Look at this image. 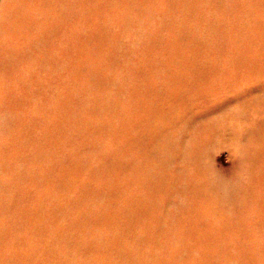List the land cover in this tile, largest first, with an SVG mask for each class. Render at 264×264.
I'll list each match as a JSON object with an SVG mask.
<instances>
[{"label": "bare ground", "instance_id": "6f19581e", "mask_svg": "<svg viewBox=\"0 0 264 264\" xmlns=\"http://www.w3.org/2000/svg\"><path fill=\"white\" fill-rule=\"evenodd\" d=\"M166 1L172 13L171 36L157 39L166 42L171 51L173 59L168 61L175 63L174 70L172 63L166 62V66L173 73L159 67V57L154 56L156 47H152L156 37L141 25L145 26V22L140 9V14L127 11L123 17L108 13L107 22L121 27L115 29L117 40H106L101 46L89 39L80 58L75 57L78 32L53 39L57 48H68L71 59H78V76L83 70L90 75L104 73L109 66L104 53L110 48L116 52L120 48L122 52L123 43L128 53L124 57L132 58L137 51L148 49L150 55L142 57L141 68L159 67L154 72L157 77L167 74L161 77L159 87L147 86L153 93L139 99L140 103L125 95V89L136 87L134 69L133 73L125 70L132 73L130 76L121 72L110 75L112 89L106 95L100 94L105 96V106L90 105L79 113L76 109H61L68 96L54 90L61 82L67 85L68 79L47 71L49 76L41 80L36 73L43 67L50 68L45 61L31 60L19 77L20 83L29 75L39 77L38 88L30 90L31 97L13 99L19 85L7 78L18 69L14 55L19 49L34 53L43 47L47 39L38 36L44 33L40 28L47 19L58 18L56 30L62 29L61 17L68 22L72 15H79V0H0V173L6 181L3 186L0 183V191L10 186L15 192L9 190L8 194H16L15 199L8 196L3 204L0 202L2 264H101L104 260L108 264H175L185 257H192L194 264L198 260L209 264L201 245L211 238L197 233L195 221L200 216L196 218L195 211L204 213V218H214L212 225L222 232L230 225H247L250 215H242L247 204L253 203L252 207L264 212V195L260 194L258 201L254 199L251 191L254 193L256 188L249 183L263 180L264 186V173L253 175L250 165H244L231 180L226 172L217 170L212 158H205L223 149L237 153L245 149L246 154L250 150L253 155L260 150L258 142L247 139L262 132L260 126L264 130V89L254 93L256 87L252 88L250 82L259 83L254 78L264 76V63L261 57L251 56L247 48H241L238 60L229 63L198 60L203 55L198 42L204 29L191 34L188 28H180L187 2ZM193 2L207 13L203 17L210 26L204 33L213 31V26L249 30L259 26L264 32V0ZM215 18L218 26L212 23ZM15 30H22L24 48L7 39L4 42L3 38ZM125 30L130 32L129 42L121 40L120 33ZM255 45L264 46V41ZM144 86L141 83L132 92L145 93ZM236 86H241L237 89L239 95L230 98L229 90ZM220 92L224 99L214 98L215 103L208 107L211 110L194 112L193 99H204L208 94L216 97L215 93ZM228 103L232 105L226 107ZM88 109L113 115L114 120L88 117ZM110 130L118 133L110 136ZM260 151L264 154V150ZM122 217L125 225L117 229L114 224ZM253 227L258 232L249 229L244 233L264 237V229H260L264 228V217L258 218ZM189 233H197L199 248L184 246L183 236ZM127 235L138 247L125 239ZM149 241L156 242L155 248L147 247ZM82 252L84 256L76 255ZM257 259L258 264H264L263 256Z\"/></svg>", "mask_w": 264, "mask_h": 264}, {"label": "rangeland", "instance_id": "374dc122", "mask_svg": "<svg viewBox=\"0 0 264 264\" xmlns=\"http://www.w3.org/2000/svg\"><path fill=\"white\" fill-rule=\"evenodd\" d=\"M193 1L194 0H182L183 3L184 2L187 3L184 6L185 15L183 16V20L181 19L182 23L180 25V28H188V31H192L191 34L194 33L197 34L200 29L205 30L209 28L210 23L208 25L207 22L204 21L205 19L203 15L207 14L206 12H204L205 9L203 8V10H201L199 7H197L198 5H196L195 2ZM207 3H209V1H207ZM76 7L79 12V15H74V16L72 15V18L70 19L69 17L71 14H68L67 16L70 19L68 22H66L67 19L65 18L63 19V17H61L62 29H59L58 31L56 30L55 23L58 24L59 19L55 18L52 21L47 19V21L43 25L44 27H42V29L40 28V30H43L44 33L38 34V36H44L47 39L43 47L35 50L34 53H32L30 50L26 51L25 53L20 51L19 49V51L14 55L17 56L16 61L18 62V69L13 74H8L7 76V78L11 82L12 81L17 82V84L19 85L17 89H15L16 91L12 94L15 95L13 99L21 100L23 99V96L25 97L33 96L30 93V90L32 89L31 90L32 92L35 91L33 88H38L36 84L39 77L41 80H45L43 76H47V77L49 76L47 74V71L52 72L51 73L52 76L55 73H61L62 76L68 79L67 85H64L61 82L60 87L58 88L54 87L55 88L54 90L57 91L58 95L68 96L67 101L61 104V109L66 110V112H70L71 109L73 111L74 109H76L79 113H84L83 110L87 107L91 108V106H101L102 104H104L105 106L106 103L105 96L102 97L100 96V94L106 95V92L112 89L110 83L108 82L110 75L116 76V74H120L121 72L123 75H125L124 73H126L130 76L133 73V69H134L135 75L137 77L136 78L134 75L135 80L133 81V83L136 85L134 89L140 87L141 83H143L146 86L142 87V90L144 89L147 91L145 93H141L140 95H135L134 92H132L134 89L131 90V88H129V89H125V95L132 97V99L136 103H140L139 99L143 97H151L153 93L147 86L151 84L152 86L154 85L156 87H159L161 82V77L163 75L167 76L166 73H163L159 77H157L154 73L155 70L159 69V67L160 68L163 67L167 69L169 73L174 72L173 70L175 63L170 62V60L168 61L169 58L171 59L173 58L171 51L169 52L168 45H166L167 43L160 39H157L159 36L164 37L165 39L166 38L169 39L171 36L170 27L172 24L171 21L172 13L168 12L167 10L166 0H106V1L79 0ZM139 9L141 10V14L144 15L143 19L145 22V26L141 22V25L144 27V30H146L151 37L154 38L156 37L155 44H153L152 47L154 46L156 47L155 48L156 54L154 56L159 57L157 59V61L159 62V67L148 68V69L141 68L142 62L140 60L142 59V57H144L146 53H148L149 51L148 49H141L137 51L132 58L124 57L128 53L126 49V43H123L122 48L124 47L125 48L123 49L122 52L120 48H119V52H116L115 49L110 48V50H106L107 53H104V57L107 60V64H109L107 68H104V73H96L95 75H90L89 73H87L86 70H83L81 71L82 76H78L76 73L77 67L75 65V62L78 59L72 60L71 56H69L67 53L68 48L67 51L63 47L57 48L55 43L56 40H53L56 39L57 36L58 38L62 37L63 33L65 36H70L71 32L73 34H74L73 31L78 32L76 33L78 34L76 36L78 37L79 40L75 45V48L77 49V51L75 52V57L80 58V55L84 56V47L87 45V43L89 44L91 41H92L91 43L102 46L106 43V40H109L111 42L117 40L115 35V29L116 28L120 29L121 27L119 26L114 27L113 25H111L110 22H107L106 17L108 13L113 15V17L116 16L123 17L125 16L127 11H133L135 12L136 15L140 14L138 13ZM135 14L130 13V16L136 18ZM140 16L141 15L137 16L138 19H140ZM193 17H196V19H194ZM147 22L149 23L147 24ZM212 23L213 25H217L218 24L217 19L215 18L214 20H212ZM211 29L212 26L210 27V30ZM204 30H203V36L201 37V41L198 42L200 44L199 47L203 49V53H202L203 55L199 56L198 60L199 58H201L203 59V62L208 61L211 63L213 62L229 63L228 62L229 60H238V56L241 54L240 53L241 48L244 50L245 48H247L248 53L251 56L261 57L260 61H263L264 63V46L255 45V43L260 44L261 40L264 41V37L262 36L264 32L262 28H260L259 26H253L251 30L244 29L238 26H232V27L213 26V31L207 33H204ZM21 31L15 30L11 32L12 33L11 35L7 34L3 38V40L7 39V41L9 42L11 41V43L14 46L18 45L19 48H24L22 46L23 43L25 42V38ZM129 33L130 32L127 30L120 33L121 40L123 42H129V37L131 36ZM30 34H32V31ZM89 39H91V41H89ZM253 40L255 43L253 42ZM4 42H6V40ZM247 44L249 45L247 46ZM89 50L90 49L88 48V51ZM115 54H118V56L116 57ZM121 54L123 55V58L121 57L122 56ZM89 55L90 53L87 55V57H89ZM148 55H150V53H148ZM164 57H166V59ZM42 58L45 59L43 60ZM31 60H38V63L40 60H42L43 62L45 61L44 63L49 64L50 68L47 70L46 67H43L41 70L39 69L40 72H36L39 75V77L37 76L38 78L36 77L33 78L32 76L29 75L26 78L25 82L20 83L19 77L24 72L26 66L30 65ZM59 61L62 62V64H60ZM166 62L172 63L173 70L171 67L166 66ZM126 69L127 72L131 70L132 73L125 72ZM254 80H258L259 82V83L256 82L254 83V81H250L251 83H253L252 88L256 87L254 88V93H257L258 90L259 91L263 90L264 76L255 77ZM247 86L249 85L247 84ZM240 87L241 86L232 87V89L229 90L228 96H230V98L231 96H238L239 93L237 89H239ZM120 91L122 90L120 89ZM129 92L131 94H129ZM158 92L160 91L157 90L156 93ZM223 94H224L223 92H220L218 94L215 93V95H217L216 97H211L208 94L207 98L193 99V105L195 106L194 112L203 114L211 110V108H208L211 102L215 103L214 98L216 100L217 98L222 97ZM82 95L83 97H80ZM86 96H87V101L85 103L84 99L86 100ZM57 98L60 100L59 96H57ZM223 99L224 97L220 98L219 100H223ZM53 100L54 98H52L49 102ZM44 102L46 101L44 100ZM88 102L89 105L87 106ZM228 105H232V103L226 104V107ZM85 113L88 115V117L104 118L102 121L105 122L114 120L113 115L111 116H107L106 114L100 115L98 114V112L97 113L91 112L90 109L86 110ZM243 118L245 117H242L241 119ZM262 128H263L262 126L259 127V129L262 130V132L259 131L258 134L255 133V135H253L251 138L249 139L242 138V140L247 139L250 142H258L260 146V150H264V130ZM117 133L118 132L114 130L109 131L110 136L116 135ZM244 142L247 141L244 140ZM260 150L253 155V153L251 154L250 150H249V154H246L245 149H242L240 151L241 153H237L235 151L228 152L227 149H223L222 151L221 150L217 152L213 151V153L210 154V156L212 155L211 157L206 155L205 158L206 160L207 158H212L213 160L212 163L215 164L217 170L220 171V173L226 172L227 175H230V179L232 180V177L234 175H236L239 171L243 170L244 165H246V167L250 165L252 171L255 172L253 173V175L256 173H264V163H263L264 154ZM244 162H246V164H244ZM0 181H2L0 182L2 183L1 186H3V184L6 182L4 181V174L2 172L0 173ZM262 181L258 183L257 181L252 182L249 180L250 185L256 188V191H254V193L251 191V195L254 199H257V201L259 200L260 194L264 195V186L262 184ZM9 190L15 192L13 189H10V186L9 188L7 187L6 190H3V192L0 191V202L2 204H3V200L8 196H11V200L16 198V194L14 195L13 192H10L8 194ZM252 206L253 203L251 206L247 204L242 210L243 216L250 215V218H248L247 221V225L244 226L230 225V227H228L227 230H225L224 232H222L219 229V227H215L212 225L214 224L215 221L214 218L211 219L208 217L207 219L204 218V215L201 216L204 213H200V212L197 213L196 211L194 212L196 218L200 216L195 221L198 230L197 233H201V234L205 233L207 234V239L211 238L209 241L207 240L208 243H202L201 245L205 249L204 254H206L208 259L210 260L209 264H258L257 258H261L262 256L264 257V237L257 236V238H255L254 236H249L244 233V230H249V229L250 230L255 229V232H258V230L255 227H253L254 223L257 221L258 218L264 217L263 210L257 209V207H252ZM203 210L206 209L203 208ZM120 216H123L122 212H120ZM2 219L3 217L0 216V221ZM115 225L117 229L122 228L125 225L124 218L122 217L120 220H118L114 224V226ZM208 225L209 227L210 226L211 227L208 228L207 227ZM218 225H220V223H218ZM260 229L263 230L264 228L260 227ZM207 231H209L210 233ZM197 233H189L184 235L183 237L185 238L182 239L184 246L188 247L189 249L199 248L198 244L200 242L197 240L198 239ZM125 239L130 241L132 240L133 246L138 247V245L135 244L134 238H132L131 235L130 236L127 235ZM155 244L156 242L149 241L147 247L155 248ZM82 254L84 253L82 252L76 255L82 257L84 256ZM56 258L58 259V257ZM192 259H193L192 257H185L181 261L176 262L175 264H194L192 263ZM108 262L104 260L101 264H108ZM0 264H2V262H0ZM114 264H120V261L119 263L115 262ZM196 264H202V262L201 261L199 262L198 260Z\"/></svg>", "mask_w": 264, "mask_h": 264}]
</instances>
